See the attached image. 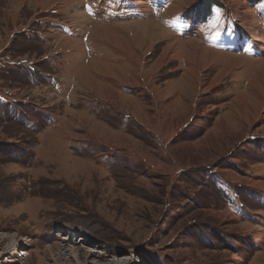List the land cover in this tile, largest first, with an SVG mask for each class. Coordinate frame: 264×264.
I'll use <instances>...</instances> for the list:
<instances>
[{
  "label": "rangeland",
  "instance_id": "obj_1",
  "mask_svg": "<svg viewBox=\"0 0 264 264\" xmlns=\"http://www.w3.org/2000/svg\"><path fill=\"white\" fill-rule=\"evenodd\" d=\"M217 1L200 32L217 31L190 44L199 24L184 13L211 0H122L118 20L105 0H0V264H264V42L260 56L218 55L236 30L223 13L262 26L252 1ZM101 74L143 86L123 113L187 121L165 154L98 99ZM110 134L139 156L108 153Z\"/></svg>",
  "mask_w": 264,
  "mask_h": 264
},
{
  "label": "crops",
  "instance_id": "obj_2",
  "mask_svg": "<svg viewBox=\"0 0 264 264\" xmlns=\"http://www.w3.org/2000/svg\"><path fill=\"white\" fill-rule=\"evenodd\" d=\"M168 27V26H167ZM169 29H171L170 27H168ZM175 34H176V32H175V30H173V29H171ZM192 31L193 30H189L188 31V34H189V36L187 37V39H192L191 38V34H192ZM195 35H199L200 37H201V39H204V37L202 36V33L201 32H199V31H196V30H194V32H193ZM264 35V34H263ZM205 39H206V37H205ZM207 43V42H206ZM201 47H202V45H201ZM200 47V48H201ZM202 50H203V48H202ZM208 50H212L213 51V49H210V48H208ZM202 52V51H201ZM200 52V53H201ZM222 52V51H221ZM106 58V57H105ZM101 59V60H98V65L100 66L101 64H107V63H110L111 64V61H108L107 59ZM67 60H65V62H66ZM190 62H191V66L190 67H192L193 65H192V61L190 60ZM115 63V62H114ZM123 65H125V66H130V64H128V62H126V64L125 63H123V64H121V66H123ZM120 70V69H119ZM74 72V71H73ZM57 75V76H56ZM85 75V74H84ZM55 77H57L58 79H60L61 80V85H63V87L64 86H68L69 87V85L71 84L67 79H65V78H61V76L60 75H58V74H55L54 75ZM89 77H91L90 75H89ZM129 77V76H128ZM186 79V78H185ZM93 81H95V82H97V83H93ZM124 82L126 83V85L127 86H130V87H133V85L135 84V81H131L129 78L126 80V81H122V80H118L116 77H113V76H111V75H104V74H101L100 76H97V75H95V76H92L91 77V87L93 88V89H99V90H101L102 89V91H103V93H104V95H105V98H98L101 102H103V103H106V104H108V105H110L111 107H113V108H116L117 109V111H115L116 112V114L118 113V115L120 116L121 114V116L123 117V116H126V115H128V116H130L129 117V119H127L128 121H130L132 124H134L136 127L138 126V127H140L141 128V130L145 133V136H147V138H149L150 140H154L155 142H156V144L159 146V147H161L163 150H164V154L166 153V150L168 151V146L170 145L171 146V144H172V142H173V139H174V137H177V135H178V133L180 132H183L185 129H186V127H187V121L186 122H183L181 125H179L176 129L175 128H172L171 130L169 129V128H165V124H164V126H162L160 123H158V124H154L152 121H149L148 119H142L141 117L142 116H139L136 112H127V113H123L122 112V109L120 108V106L124 103V99H130L131 97H136L134 94H136V93H134L135 91H137L138 89H140V90H143V86L142 85H139V86H136V88H134L135 90H133V91H131V92H127V91H125L124 89H123V86L124 85H122V84H124ZM239 83H242V84H246V86H248V81L247 80H245V82H244V80L243 81H239ZM72 90H75V86L73 87V89ZM182 91H179V92H175V94H173L172 96H173V98H174V100H175V102H179L178 100H180V101H182V102H184V103H187L186 102V98H185V96H184V91H183V89H181ZM100 92V91H99ZM117 94V93H119L122 97H121V102L119 103L118 101H116V102H118V104H119V106H117V104L115 105L113 102L115 101V99H114V97H110V95L112 94ZM134 93V94H133ZM110 94V95H109ZM235 96H236V93H233ZM233 95V96H234ZM182 99V100H181ZM123 100V101H122ZM141 102H137L136 104H140ZM141 105V104H140ZM139 105V106H140ZM111 112V111H110ZM110 112H107L108 113V118L110 119V117L111 118H113V117H115V114L113 113V114H111ZM48 113V112H47ZM117 115V116H118ZM102 122H104L105 124H106V127L109 129V130H114V134L115 135H118L119 137H124V136H126V135H128V134H130L128 131H127V129H123V127L122 126H118L117 128L116 127H113V125L111 126L109 123L107 124L106 123V121H102ZM59 124H60V121H59ZM106 132H107V130H106ZM106 134H108L109 135V133L107 132ZM112 137V135L110 134V137H107V135H106V139H104L105 140V143L104 144H101V143H99L98 145L99 146H101V147H106L107 149H109V151H108V153H112L113 151H122V152H125V154H127L128 156H139L138 155V153H137V151L136 150H134V149H130V148H128L126 145L124 146V145H118V144H112L111 142H108V138H111ZM110 140V139H109ZM107 143V144H106ZM109 144V145H108ZM110 151H112V152H110ZM104 154V156H105V159L107 160L108 158H110V156H109V154H106V153H103ZM104 159V158H103ZM222 176L225 178V176L222 174Z\"/></svg>",
  "mask_w": 264,
  "mask_h": 264
},
{
  "label": "bare ground",
  "instance_id": "obj_3",
  "mask_svg": "<svg viewBox=\"0 0 264 264\" xmlns=\"http://www.w3.org/2000/svg\"><path fill=\"white\" fill-rule=\"evenodd\" d=\"M258 29H254V28H251V36H253V37H256V38H254L256 41H258V44H259V42L260 43H262V42H264V35H263V37H262V30L261 31H259ZM66 36H64V38H65ZM193 42V40H190V44ZM188 43V42H187ZM199 42L197 43V44H195L196 45V51L197 52H199V54H200V52L202 51V49L200 48V46H199ZM201 45V44H200ZM203 47V46H202ZM203 48H205V47H203ZM210 49H212L211 47H209ZM206 50H208V48H205ZM214 50V49H213ZM216 51V50H215ZM222 51V50H221ZM209 52L210 53H215L214 51H212V50H209ZM228 53V54H227ZM218 55H220V56H229V52H225V51H223V52H220V54H218ZM238 59H240V57H237ZM229 65V64H228ZM227 65V66H228ZM93 83H97V82H95V81H93Z\"/></svg>",
  "mask_w": 264,
  "mask_h": 264
},
{
  "label": "trees",
  "instance_id": "obj_4",
  "mask_svg": "<svg viewBox=\"0 0 264 264\" xmlns=\"http://www.w3.org/2000/svg\"><path fill=\"white\" fill-rule=\"evenodd\" d=\"M249 1H252L253 3H260V2H262V0H249ZM212 4H217V5L221 6V5L219 4V1H217V0H211L210 7H211ZM203 12L205 13V11H203ZM209 12H210V10H208L207 13H209ZM202 14H203V13H202Z\"/></svg>",
  "mask_w": 264,
  "mask_h": 264
}]
</instances>
